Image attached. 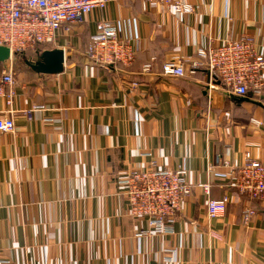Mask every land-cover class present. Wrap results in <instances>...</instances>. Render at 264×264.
I'll use <instances>...</instances> for the list:
<instances>
[{
	"label": "crops",
	"instance_id": "0c3cea01",
	"mask_svg": "<svg viewBox=\"0 0 264 264\" xmlns=\"http://www.w3.org/2000/svg\"><path fill=\"white\" fill-rule=\"evenodd\" d=\"M188 1L194 11L180 22L162 5L110 0L75 28L62 73H14L11 105L0 96V116L16 112L15 133H0V264H264V204L211 171L248 153L264 163V94L242 101L205 66L161 74L172 57L244 34L264 51V0ZM97 15L120 22L137 52L150 50L129 68L94 64L86 46ZM10 65L0 63V85ZM179 166L190 183H209L211 197H229L225 214L210 219V196L196 188L173 232L140 237L147 220L129 215L118 182ZM247 206L255 214L244 225Z\"/></svg>",
	"mask_w": 264,
	"mask_h": 264
},
{
	"label": "built area",
	"instance_id": "2783aa9c",
	"mask_svg": "<svg viewBox=\"0 0 264 264\" xmlns=\"http://www.w3.org/2000/svg\"><path fill=\"white\" fill-rule=\"evenodd\" d=\"M145 10L162 5L172 10L180 22L194 11L188 0H139ZM110 0H0V45L10 48L12 54L18 51L34 50L43 46L49 49L63 48L69 42L75 28L86 21L91 14L99 13L108 7ZM90 21V20H89ZM94 31L90 35L87 57L101 67L116 64L130 66L137 50L133 42L126 38L120 22L111 21L98 15L94 17ZM63 44V47L61 45ZM12 59L9 61L11 62ZM209 68L225 90L236 96L264 94V51L259 49L249 35L220 40L207 46H198L194 56L172 57L163 63L164 76H184L187 67ZM152 63L144 66L151 70ZM13 65L2 74L0 96L11 105L15 91ZM8 86V89L5 87ZM40 108V107H39ZM0 116V133H15L14 114ZM261 124L260 120L252 119ZM214 177L226 181L238 195L257 199L264 204V163L248 153L242 164L229 159L223 160L219 169H211ZM183 166L176 168H153L138 171L123 178L118 183L124 186L127 197V211L135 218L147 220L148 229L141 230L139 236L149 233L162 235L173 232V224L183 210L188 198L196 188L208 196L209 183L193 184L187 180ZM229 197L208 199L210 219L225 214ZM255 209L247 206L241 218L248 225ZM232 224L238 217L232 216ZM209 234L222 240V234L213 230ZM168 261H176L177 250H169Z\"/></svg>",
	"mask_w": 264,
	"mask_h": 264
},
{
	"label": "water",
	"instance_id": "95a60500",
	"mask_svg": "<svg viewBox=\"0 0 264 264\" xmlns=\"http://www.w3.org/2000/svg\"><path fill=\"white\" fill-rule=\"evenodd\" d=\"M12 54L7 46L0 45V63L12 59ZM66 62V53L63 48H54L43 50L35 60H26V64L35 72L41 74H59L64 71ZM240 100L246 101V96H237Z\"/></svg>",
	"mask_w": 264,
	"mask_h": 264
},
{
	"label": "trees",
	"instance_id": "16d2710c",
	"mask_svg": "<svg viewBox=\"0 0 264 264\" xmlns=\"http://www.w3.org/2000/svg\"><path fill=\"white\" fill-rule=\"evenodd\" d=\"M91 35V34H90ZM89 41H90V37H89ZM89 43V42H88ZM87 43V44H88ZM86 47H88V46H86ZM50 47L49 46H43V47H40V48H36V49H34V50H25V51H18V52H16L15 53V56H20L21 54H25L26 52H28V51H30V53H32V54H35V57L36 58H34V59H37L38 57H39V55H40V53L43 51V50H46V49H49ZM148 50H150V47L149 48H147L146 50H143V51H139V52H137L136 54H135V59H134V61L135 60H137V58L141 55V54H143L144 53V51L145 52H147ZM25 57V56H24ZM153 57V56H152ZM152 57L150 58L149 57V59L146 61L147 63L145 64V65H147V64H151L152 63ZM29 61L31 60V59H28ZM133 61V62H134ZM118 65V67H120V68H129V67H124V66H122L121 64H117ZM189 67V66H188ZM188 67H187V71H186V73L188 72ZM144 70V69H143ZM186 75V74H185ZM237 101H240L239 99H237ZM239 103V102H238ZM252 202L254 203V202H258V205L259 206H261V201L260 200H257V199H253L252 200ZM261 208H263V207H261ZM263 210H264V208H263Z\"/></svg>",
	"mask_w": 264,
	"mask_h": 264
},
{
	"label": "rangeland",
	"instance_id": "374dc122",
	"mask_svg": "<svg viewBox=\"0 0 264 264\" xmlns=\"http://www.w3.org/2000/svg\"><path fill=\"white\" fill-rule=\"evenodd\" d=\"M34 58H36L35 54L30 53V51L26 52L25 54H21L20 56H15L14 59L11 61L13 63L14 73H16L17 70L18 71L22 70L23 68L30 70V69H28L29 67L27 66L25 61L28 59L35 60ZM116 66H118V65L116 64ZM122 66H124V65H122ZM124 67H127V66H124Z\"/></svg>",
	"mask_w": 264,
	"mask_h": 264
}]
</instances>
